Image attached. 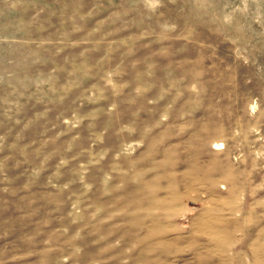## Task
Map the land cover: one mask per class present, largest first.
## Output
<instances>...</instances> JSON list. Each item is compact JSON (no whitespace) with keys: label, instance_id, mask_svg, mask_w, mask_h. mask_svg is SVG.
<instances>
[{"label":"rangeland","instance_id":"1","mask_svg":"<svg viewBox=\"0 0 264 264\" xmlns=\"http://www.w3.org/2000/svg\"><path fill=\"white\" fill-rule=\"evenodd\" d=\"M0 264H264V0H0Z\"/></svg>","mask_w":264,"mask_h":264}]
</instances>
